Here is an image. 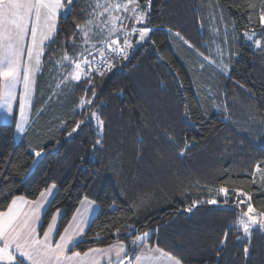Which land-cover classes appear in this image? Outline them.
Returning <instances> with one entry per match:
<instances>
[{"label":"trees","instance_id":"1","mask_svg":"<svg viewBox=\"0 0 264 264\" xmlns=\"http://www.w3.org/2000/svg\"><path fill=\"white\" fill-rule=\"evenodd\" d=\"M251 3L258 11L260 0H152L148 26L155 50L143 45L120 71L124 61L102 78L94 75L95 103L82 111L79 100L92 96L91 89L85 93L86 81L56 88L57 77L67 70L58 63L61 57L82 50L81 39L73 35L75 24L83 23L95 4L75 0L42 57L27 135L16 137L14 123L0 121V198L12 189V195L32 199L54 181L58 194L41 233L56 207L65 210L62 231L86 194L98 211L73 251L128 244L158 229L148 245L158 242L183 264H264V231L259 229L244 242L250 248L247 256L244 243L236 242L241 232L235 227L228 243L218 247L241 211L233 208L236 189L252 194L257 211L264 209V174L253 176L258 163L264 168V49L242 36L259 28L249 23L250 15L257 20ZM176 32L210 59L175 38ZM215 41L222 46L220 53ZM219 59L228 72L217 67ZM91 109H98L105 121L102 144L95 148L94 123L67 135ZM37 145L45 146V155L35 166L29 147ZM222 186L229 189L227 208L218 192ZM213 197L218 205L207 204ZM193 200L198 206L185 212ZM127 225L136 230L125 236Z\"/></svg>","mask_w":264,"mask_h":264},{"label":"snow or ice","instance_id":"2","mask_svg":"<svg viewBox=\"0 0 264 264\" xmlns=\"http://www.w3.org/2000/svg\"><path fill=\"white\" fill-rule=\"evenodd\" d=\"M75 0H0V109L5 111L6 118L15 119V134L27 135L30 125L26 108L33 99V90L37 84V77L42 69V57L46 55V47L55 40L59 32V24L62 18L72 11ZM152 0H145L141 5L138 0H126L124 3L118 0H97L88 13V18L83 23L75 24L74 37L81 39V52L69 55L67 52L58 62L62 69H68L67 74L61 73L56 84L57 89L78 86L87 82L85 93L91 89L92 96L85 95L79 100L80 109L91 108L95 103L96 90L92 77L98 75L101 78L111 72L117 61H126L133 53L135 45H142L153 31L150 24ZM252 13L257 16L253 20L249 16V23L253 29L242 33L257 50L264 49V0H260L259 10L256 4L249 5ZM175 38L182 40L184 45L197 51L199 56L208 60L207 56L198 52L189 40L184 39L179 32ZM122 40V43H121ZM227 42V41H226ZM68 41H65L67 44ZM76 47L75 40L72 41ZM99 57V59H97ZM51 63V58H49ZM211 62V61H209ZM55 67V66H54ZM221 72H228L227 65L222 62L217 65ZM18 102V116L16 104ZM97 130V139L93 148L102 144L100 138L105 127V121L98 109H91L84 119L77 120L75 125L67 133L69 137L77 133L82 127L91 125ZM170 142H172L170 140ZM186 146L188 142L186 141ZM32 165L38 166L45 155V146H30ZM182 150L180 155H183ZM31 171V166L25 172ZM256 173L264 174V168L260 163L255 166L253 176ZM264 183V176H262ZM9 189L3 198H0V264H101V258L107 264H182V259L165 251L158 246L149 247L147 241L151 239L155 230L143 232L131 241V246L123 242L108 245L106 247L89 248L84 252L73 251L87 234L90 227L91 214L95 212L97 205L94 200L83 195L75 207L63 230L60 224L65 216V210L56 207L47 219V226L43 235L39 234L43 227L44 218L51 208V202L58 194V186L53 183L34 193V198L26 195H12ZM219 194L224 197L223 207L227 208L229 201V189L220 187ZM11 195L10 201L7 196ZM237 200L233 208H240V214L233 225L225 229L218 247L223 248L229 240L233 227L241 232L236 237V242L250 241L254 230L264 231V209L257 211L252 201V194L235 190ZM199 204L193 200L191 205L183 210L192 212ZM209 205H218L216 197L207 200ZM246 205V210H243ZM132 207H136L135 203ZM115 203L111 209L115 210ZM110 227V226H109ZM127 236L135 231L134 225H127ZM59 233V238H56ZM115 235H120L117 229ZM97 241L102 239L100 233L94 237ZM249 244L244 243V254L249 253ZM159 254V255H157ZM134 256V260L131 258Z\"/></svg>","mask_w":264,"mask_h":264},{"label":"rangeland","instance_id":"3","mask_svg":"<svg viewBox=\"0 0 264 264\" xmlns=\"http://www.w3.org/2000/svg\"><path fill=\"white\" fill-rule=\"evenodd\" d=\"M97 2V0H94V3H96ZM118 2H120V3H124V2H126V0H118ZM224 31H226V32H228L229 30H228V28L226 27V28H224ZM250 31V30H249ZM214 32L215 33H217V30H216V28L214 29ZM218 39V38H217ZM222 40V38H219V41H221ZM246 40V39H245ZM218 41V40H217ZM217 41H215V45H216V51H218V53H220V50L222 49V46H221V44L220 43H218ZM121 43H122V40H121ZM97 59H99V57H97ZM208 59H210V58H208ZM218 59V58H217ZM219 61L221 62V59H219ZM220 62H217L218 64H220ZM70 70V66H69V68L65 71V73L64 74H67V71H69ZM34 91V90H33ZM31 104H32V102H31ZM31 104H29L28 105V107L26 108V113H27V115H28V117H29V120H30V117H31ZM18 102H17V104H16V109H17V116H18ZM0 121L2 122V123H14V129H15V119H12V120H8L7 118H6V115H5V111L3 110V109H0ZM16 136H18V135H20V134H15Z\"/></svg>","mask_w":264,"mask_h":264},{"label":"water","instance_id":"4","mask_svg":"<svg viewBox=\"0 0 264 264\" xmlns=\"http://www.w3.org/2000/svg\"><path fill=\"white\" fill-rule=\"evenodd\" d=\"M133 44L135 45L134 50H133V53L130 55V57L126 61H124L121 64V66L118 68V71H120L122 69V67L126 66L128 63H130L133 60L134 56L136 55V53L140 50V48L143 45H149V46H151L153 48V50H155V45L153 44L150 35L147 38V42L146 43H143L142 45H136V41L134 39Z\"/></svg>","mask_w":264,"mask_h":264},{"label":"crops","instance_id":"5","mask_svg":"<svg viewBox=\"0 0 264 264\" xmlns=\"http://www.w3.org/2000/svg\"><path fill=\"white\" fill-rule=\"evenodd\" d=\"M21 136V134L20 135H18V136H16V137H20ZM91 200V199H90ZM97 205V204H96ZM97 211H98V205H97V208H96V210H95V212L94 213H92L91 214V217H90V220H92V218L94 217V215L97 213ZM39 234L42 236L43 235V232H39ZM56 238L58 239L59 238V234L58 235H56ZM115 243H119V242H114V243H112V244H115ZM126 246H131V242L130 243H128V244H126V243H124ZM109 245H111V244H109ZM106 246H108V245H106ZM106 246H102L101 248H103V247H106ZM150 248H151V246H149ZM92 248H95V247H92ZM157 255H159V254H157ZM133 260H134V256H132L131 257ZM101 264H107V262H106V260L105 259H103V258H101ZM154 264H155V262H154ZM183 264V263H182Z\"/></svg>","mask_w":264,"mask_h":264}]
</instances>
